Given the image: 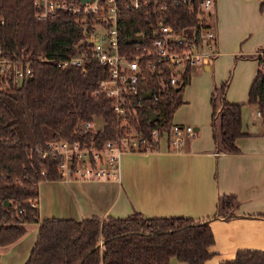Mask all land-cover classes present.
I'll return each mask as SVG.
<instances>
[{"label": "trees", "instance_id": "trees-1", "mask_svg": "<svg viewBox=\"0 0 264 264\" xmlns=\"http://www.w3.org/2000/svg\"><path fill=\"white\" fill-rule=\"evenodd\" d=\"M197 1L169 4L167 21L177 32L183 27L192 35L197 20L189 3ZM117 17L119 47L128 49L131 33L149 28V16L141 7L121 8ZM82 37L81 25L66 9L42 15V7L33 0H0V53L33 69L31 77L18 82L0 73V245L17 239L26 223L38 222L36 241L23 264H168L172 255L189 264H203L214 253L209 248L214 242L210 216L151 217L138 210L119 217L39 216L38 182L60 178L59 157L51 151V141L77 139L100 148L107 139L122 134L111 101L102 93L93 94L107 67L95 60L87 62L86 70L56 65L57 60L78 52ZM40 55L47 60H40ZM156 66L157 71L148 70L137 82L139 93L150 89L152 95H142L140 103L132 96L134 108L128 116L149 142L152 126L162 136L173 123L172 114L184 101L182 91L190 76L188 68L177 88L168 81L169 65ZM252 80L248 103L256 104L264 119V69L260 64ZM228 83L225 79L215 85L209 96L210 124L216 150L234 152L239 150L235 138L245 133L244 103L225 97ZM149 107L157 116L154 120H150ZM99 117L104 120L100 129H82L83 121ZM237 203V197L223 193L214 214L235 215ZM218 264H264V249L239 248L232 258Z\"/></svg>", "mask_w": 264, "mask_h": 264}, {"label": "crops", "instance_id": "crops-1", "mask_svg": "<svg viewBox=\"0 0 264 264\" xmlns=\"http://www.w3.org/2000/svg\"><path fill=\"white\" fill-rule=\"evenodd\" d=\"M263 1L215 0L217 51L209 64L191 68L184 101L172 114V122L191 125L193 135L185 134L173 146L163 134L155 148L123 152L112 174L40 180L39 216L119 217L136 210L151 217L210 216L214 242L209 248L214 253L203 264L230 259L239 248L264 249V119L256 104L248 103L264 42ZM228 72L225 97L244 103L245 133L235 138L239 150L234 152L216 150L210 124L209 96ZM223 193L237 197L235 215L214 214ZM37 230L38 222H28L17 239L0 245V264H23ZM168 264L189 263L172 255Z\"/></svg>", "mask_w": 264, "mask_h": 264}, {"label": "built area", "instance_id": "built-area-1", "mask_svg": "<svg viewBox=\"0 0 264 264\" xmlns=\"http://www.w3.org/2000/svg\"><path fill=\"white\" fill-rule=\"evenodd\" d=\"M175 0H33L42 7V15L57 9L70 11L82 27L83 37L77 43L78 52L57 60L56 65L64 68L75 66L86 70L89 60H95L107 67L106 75L98 78L93 94L102 93L111 101V106L119 118L122 134L107 139L100 148L93 142H80L77 139L51 141L49 147L59 157L57 169L60 178L101 176L115 173L119 156L123 152L150 150L155 148L160 137L155 126L150 128L152 141L130 122L132 96L137 103L143 93L138 91V79L148 70H156L158 63L169 65L168 81L173 86L182 83L183 75L194 65H207L217 51L214 28L215 0H198L189 3L196 15L197 25L188 36L183 27L177 32L167 21V9ZM145 7L149 28L146 32H133L141 35L140 41H132L128 49L118 44L117 13L123 9ZM47 60L45 55L38 57ZM33 69L22 64L20 59H12L0 53V73L9 75L14 82L31 76ZM160 72V70H158ZM152 95V92H151ZM156 97V93H153ZM95 120H86L82 129L95 127ZM173 146H177L185 134L193 135L189 124L171 123L164 133ZM144 149H141L140 146ZM35 204V203H34Z\"/></svg>", "mask_w": 264, "mask_h": 264}, {"label": "water", "instance_id": "water-1", "mask_svg": "<svg viewBox=\"0 0 264 264\" xmlns=\"http://www.w3.org/2000/svg\"><path fill=\"white\" fill-rule=\"evenodd\" d=\"M141 40V35L140 34H135V33H131V35L129 36V38L127 39V41L129 42V43H131L132 41H140ZM27 78H29V77H31V76H26ZM179 86H177V88H178ZM151 90L149 89V91H145V92H143V97L144 98H149V96L151 95ZM148 114H149V116H150V120H154V119H156V115H155V113L153 112V110L149 107V109H148ZM104 125V120H103V118L102 117H99V118H96V120H95V127L97 128V129H100V127H102Z\"/></svg>", "mask_w": 264, "mask_h": 264}, {"label": "rangeland", "instance_id": "rangeland-1", "mask_svg": "<svg viewBox=\"0 0 264 264\" xmlns=\"http://www.w3.org/2000/svg\"><path fill=\"white\" fill-rule=\"evenodd\" d=\"M260 11H262V8H261V7H260ZM214 26H215V24H214ZM263 45H264V42L261 43V44H259V46H260V47H263V48H261V49L258 51V53H257V57H258V62L260 63L261 68L264 69V46H263ZM229 74H230V72L227 73L228 77H226L225 79H229ZM223 80H224V79H223ZM214 84L217 85L216 82H215Z\"/></svg>", "mask_w": 264, "mask_h": 264}]
</instances>
